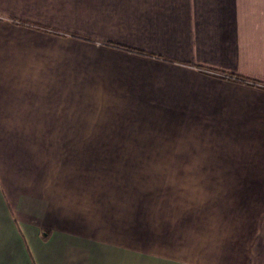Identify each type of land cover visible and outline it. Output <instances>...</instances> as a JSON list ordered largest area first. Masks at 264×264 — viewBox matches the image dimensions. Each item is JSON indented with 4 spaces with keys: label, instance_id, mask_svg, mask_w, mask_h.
Listing matches in <instances>:
<instances>
[{
    "label": "crops",
    "instance_id": "1",
    "mask_svg": "<svg viewBox=\"0 0 264 264\" xmlns=\"http://www.w3.org/2000/svg\"><path fill=\"white\" fill-rule=\"evenodd\" d=\"M130 170L264 203V0H0V264H264V205Z\"/></svg>",
    "mask_w": 264,
    "mask_h": 264
},
{
    "label": "rangeland",
    "instance_id": "2",
    "mask_svg": "<svg viewBox=\"0 0 264 264\" xmlns=\"http://www.w3.org/2000/svg\"><path fill=\"white\" fill-rule=\"evenodd\" d=\"M125 46V45H124ZM127 47V46H126ZM130 48V47H129ZM123 49V48H122ZM135 49V48H133ZM127 50V49H126ZM138 51H142L137 49ZM131 51V50H130ZM136 52V51H134ZM140 53V52H139ZM29 73L35 74V69H23ZM22 71V69H15V74L18 76ZM46 84V82H44ZM40 85L39 82L32 83V87H38ZM95 93L97 91H94ZM78 97L81 100H88L89 98L88 91L78 90ZM92 101V100H91ZM132 113H141L139 108L133 107ZM152 106H145L144 110L142 111L144 114H155L152 112ZM117 111L120 112V107H116ZM159 113H166V107H160ZM176 114L177 111H176ZM238 141L242 142V139H238ZM182 157V155H176ZM177 159H180L177 157ZM129 173L138 172L142 177H151L154 176L156 179L162 181L163 187L161 190L162 201L166 203H171V195H175L176 198V206L177 209H184L187 207L189 200L193 205H204L205 202H200L201 199H206L208 202L207 210L212 211L215 209L217 203L216 195L227 197H234L236 199V203L233 204V208H239L244 210L246 208H251L252 210H256L258 215H262L263 205L264 203H247V200L250 198L247 194L252 193L253 190L257 187H214V186H203V185H195V175L198 171H185V170H167V171H152V170H141V171H134L130 170ZM156 174V176L154 175ZM262 187H258V192H261L260 189ZM216 194V195H215ZM198 199V200H194ZM169 201V202H167ZM170 207V206H169ZM168 207V208H169Z\"/></svg>",
    "mask_w": 264,
    "mask_h": 264
},
{
    "label": "trees",
    "instance_id": "3",
    "mask_svg": "<svg viewBox=\"0 0 264 264\" xmlns=\"http://www.w3.org/2000/svg\"><path fill=\"white\" fill-rule=\"evenodd\" d=\"M38 28H41V29H44V30H47V31H50V32L58 33V34H66V33H63V32H60V31H55V30H53L50 27H38ZM107 44L110 45V46L117 47V48H123V49L131 50V51H136V52L143 53V51H138L137 49L129 48V47H126L124 45L117 44V43L108 42ZM211 72H213L216 75L223 76L224 78H227V79H229L231 81L240 82V83H247V84H257V82H255L253 80H250V79H248L246 77L240 76V75L222 74V73H218V72H214V71H211ZM47 234H48L47 232H43L42 239H45Z\"/></svg>",
    "mask_w": 264,
    "mask_h": 264
}]
</instances>
